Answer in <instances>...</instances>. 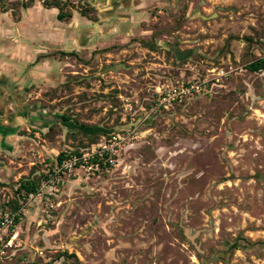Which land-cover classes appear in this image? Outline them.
<instances>
[{
    "label": "rangeland",
    "instance_id": "obj_1",
    "mask_svg": "<svg viewBox=\"0 0 264 264\" xmlns=\"http://www.w3.org/2000/svg\"><path fill=\"white\" fill-rule=\"evenodd\" d=\"M27 2L0 0L14 14ZM69 2L78 19L92 6L112 28L84 37L77 29L94 24L71 19L56 37L22 27L31 39L10 59L11 105L27 121L0 150V216L20 219L3 233L0 264H264V70L247 67L264 58V0ZM39 46L46 53L26 62ZM188 82L204 85L159 105V90ZM64 114L111 132L92 141ZM113 135L123 139L115 165L56 176L61 152ZM27 177L39 191L19 197ZM185 228L202 231L203 252Z\"/></svg>",
    "mask_w": 264,
    "mask_h": 264
},
{
    "label": "crops",
    "instance_id": "obj_2",
    "mask_svg": "<svg viewBox=\"0 0 264 264\" xmlns=\"http://www.w3.org/2000/svg\"><path fill=\"white\" fill-rule=\"evenodd\" d=\"M92 1L97 5V7L99 6L98 9L100 11H103V6L105 5V3L107 1L113 2L114 0ZM131 1L132 3H130V6H133L135 2H133L134 0ZM117 2H119V0H115L113 3L116 4ZM36 7L38 8L36 9ZM134 8H138V6H134ZM13 10L14 8H11L10 10L6 11L2 9V6L0 4V150L6 147L8 143H11L9 139L16 138V131L21 127V124H25L27 121L24 116H19V114L16 113L13 114V107L11 105V102L17 103V96L15 94L12 95L11 93L13 91V88H17L16 82L18 81V79L16 76L18 68L10 65V59L17 58V55L19 53H23V48L26 47V41L31 39L27 36L22 37L25 30L22 29V27H24L25 24H30L32 29H34L38 35L44 34L45 31H50L55 34L56 37H59L61 31H63L62 25L65 22L59 20L57 17V19L61 22H57L55 24L48 22V25L44 23V20L38 17L37 12L52 10L54 11V14L57 15L59 10L57 7L46 8L40 1H36V3H33L26 8L23 6V9L19 12V14H14L12 12ZM105 12L106 14H108L107 10H105ZM136 14H129L130 16L128 17V19L133 22L138 16ZM75 15L76 13H74L73 17L71 18L72 20L70 19L73 23L72 28L74 29H76L77 27L78 20H84V22H90L94 24L92 26L86 27L82 25V29L78 28L77 30L81 32L80 36L82 33H84L82 34L84 35V37H91L93 35H95L96 37V35L102 32V30H104V32L111 31L112 27H110V24L103 25L102 20L92 21L91 19H89V17L83 15V19L80 20L75 17ZM78 15L79 14L77 13L76 16ZM49 25H52L53 28H50ZM90 30H93V33ZM49 35L52 36L51 33ZM43 50V46L35 47L32 49H25L24 53L27 56V59H25L26 62L32 64L35 54L42 55L46 53ZM20 61H22V58L20 59ZM11 79H13L12 82ZM22 121L24 122L22 123Z\"/></svg>",
    "mask_w": 264,
    "mask_h": 264
},
{
    "label": "built area",
    "instance_id": "obj_3",
    "mask_svg": "<svg viewBox=\"0 0 264 264\" xmlns=\"http://www.w3.org/2000/svg\"><path fill=\"white\" fill-rule=\"evenodd\" d=\"M204 85V83H200ZM199 82H188L178 86L168 85L164 90H159V105L167 106L175 102H181L184 99L191 97L194 93L199 92L202 86ZM122 141L120 135H113L108 139L102 140L98 144L92 145L80 152L65 158L61 163L57 161L53 171L56 176L60 174L72 173L78 169H87L93 172L101 171L104 168H109L115 165L120 155L122 148ZM18 212H13L5 216H0V241L4 239V232H8L15 225L16 216ZM8 241V244H10Z\"/></svg>",
    "mask_w": 264,
    "mask_h": 264
},
{
    "label": "trees",
    "instance_id": "obj_4",
    "mask_svg": "<svg viewBox=\"0 0 264 264\" xmlns=\"http://www.w3.org/2000/svg\"><path fill=\"white\" fill-rule=\"evenodd\" d=\"M31 4L34 3V0H29ZM28 2L27 3H23V6L26 8L29 5ZM71 4V2H69V0H65V2H62L61 0H53V1H48V0H44L43 5L46 8H52V7H57L59 12L57 14V17L59 20L61 21H69L72 17H73V12L71 9H68V6ZM90 7V8H88ZM94 10V7L92 6H87V7H82L79 12L83 15V16H87L89 17V19L94 20V17L90 16L89 11ZM248 69H250L251 71L254 72H258L261 70H264V58H258L254 61H252L250 64H248ZM62 120L64 125H66L67 127L76 130L77 132H81L84 136H88L91 137L92 141H94V139L98 136L101 135H106L109 134L111 131L108 130L107 128L100 126V125H93V124H86L83 122H80L77 119H74L73 117L69 116V115H62ZM80 152L78 150L75 151H71V152H61L58 157H57V161L59 163H61L65 158L70 157L73 154H79ZM45 177L48 178V176L46 175ZM41 185V179L38 178H31V177H27L24 178L22 180L19 181L18 187H17V194L19 197L21 196H29L31 194H36L39 191ZM9 205L12 206L13 211H17L19 209V204L16 200H12ZM13 213V212H12ZM20 219V216L17 215L16 216V220H15V224L18 223ZM236 244H231L229 246V250H232L233 248H236ZM62 255H66V254H62Z\"/></svg>",
    "mask_w": 264,
    "mask_h": 264
},
{
    "label": "water",
    "instance_id": "obj_5",
    "mask_svg": "<svg viewBox=\"0 0 264 264\" xmlns=\"http://www.w3.org/2000/svg\"><path fill=\"white\" fill-rule=\"evenodd\" d=\"M201 232H202L201 230H198L194 234H191L190 228H185L186 236L195 244L199 252H203V250L200 248V244L196 243L195 240L200 235Z\"/></svg>",
    "mask_w": 264,
    "mask_h": 264
},
{
    "label": "flooded vegetation",
    "instance_id": "obj_6",
    "mask_svg": "<svg viewBox=\"0 0 264 264\" xmlns=\"http://www.w3.org/2000/svg\"><path fill=\"white\" fill-rule=\"evenodd\" d=\"M26 1H28V0H26ZM42 116H45V115L42 114ZM29 122H31V121H29Z\"/></svg>",
    "mask_w": 264,
    "mask_h": 264
},
{
    "label": "bare ground",
    "instance_id": "obj_7",
    "mask_svg": "<svg viewBox=\"0 0 264 264\" xmlns=\"http://www.w3.org/2000/svg\"><path fill=\"white\" fill-rule=\"evenodd\" d=\"M62 24V23H61Z\"/></svg>",
    "mask_w": 264,
    "mask_h": 264
}]
</instances>
